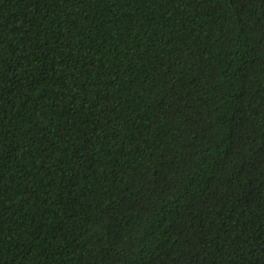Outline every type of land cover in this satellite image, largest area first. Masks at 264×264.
I'll list each match as a JSON object with an SVG mask.
<instances>
[{"label":"trees","instance_id":"trees-1","mask_svg":"<svg viewBox=\"0 0 264 264\" xmlns=\"http://www.w3.org/2000/svg\"><path fill=\"white\" fill-rule=\"evenodd\" d=\"M0 264H264V0H0Z\"/></svg>","mask_w":264,"mask_h":264}]
</instances>
